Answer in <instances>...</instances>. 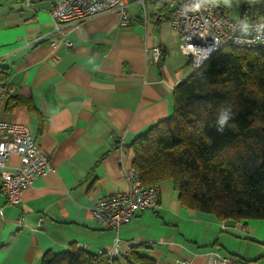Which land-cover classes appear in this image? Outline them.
Masks as SVG:
<instances>
[{"label":"crops","instance_id":"obj_1","mask_svg":"<svg viewBox=\"0 0 264 264\" xmlns=\"http://www.w3.org/2000/svg\"><path fill=\"white\" fill-rule=\"evenodd\" d=\"M30 1L34 8L25 0H0V66L8 68L7 80L0 81V120L27 124L50 167L15 205L7 203L0 177V264H40L45 251L60 252L72 242L93 252L142 243L139 253L156 264H206L212 251L264 264V220L228 225L183 207L169 180L158 185L157 207L136 211L117 231L93 218L100 197L128 189V144L171 113L172 90L193 69L169 18L145 22L134 0H128L133 16L127 26L114 11L76 25L60 22L57 35L72 48L48 43L50 10L59 0ZM223 3L227 9L240 6ZM154 46L162 51L158 63L146 58ZM15 94L29 97L44 115L40 132L27 107L5 109L7 96ZM17 161L10 155L4 169ZM116 257L113 264H125L122 255Z\"/></svg>","mask_w":264,"mask_h":264},{"label":"trees","instance_id":"obj_2","mask_svg":"<svg viewBox=\"0 0 264 264\" xmlns=\"http://www.w3.org/2000/svg\"><path fill=\"white\" fill-rule=\"evenodd\" d=\"M156 3L152 19H170L166 4L159 0L152 5ZM257 5L264 15V0H247L243 7ZM7 73L0 66V81L7 80ZM172 98L171 113L127 146L141 183L159 187L169 180L183 207L212 214L228 225L264 220V47L219 48L176 83ZM15 106L27 107L40 132L44 115L30 98L7 96L5 109ZM230 108L232 118L218 131L220 115ZM140 249L142 243L130 245L123 263L156 264ZM117 259L72 242L63 251H45L40 264H113Z\"/></svg>","mask_w":264,"mask_h":264},{"label":"built area","instance_id":"obj_3","mask_svg":"<svg viewBox=\"0 0 264 264\" xmlns=\"http://www.w3.org/2000/svg\"><path fill=\"white\" fill-rule=\"evenodd\" d=\"M153 1L159 0H134V4L140 7L145 22L158 11L148 10ZM160 1L170 10V27L192 69L199 68L215 51L226 45L264 47V15L261 5L244 8V2L238 7L239 16L232 17L221 0ZM25 3L33 6L30 0H25ZM129 4L128 0H59L50 10L54 28L48 43L53 48L59 45L72 48L73 43L70 40L57 35H61L60 22L76 25L87 17L107 11H114L118 15L119 24L127 26L133 16ZM161 54L160 46L152 47L146 55L147 62L158 63ZM4 97V91L0 92V100ZM13 154L18 157L16 166L13 169H4L6 159ZM49 167V156L39 148L27 124L0 120L1 191L7 203L18 204L24 189L30 187L37 176L44 175ZM125 178L128 182L127 190L114 191L100 197L91 210L93 218L100 225L115 231L128 222L136 211L159 205L158 187L142 184L139 175L131 166L126 168ZM41 220L39 218L37 225H40ZM79 247L84 248L83 245ZM128 250L129 248L119 250L115 247L99 253L105 252L112 258L125 256ZM206 264L243 263L232 256H223L212 251L207 256Z\"/></svg>","mask_w":264,"mask_h":264},{"label":"clouds","instance_id":"obj_4","mask_svg":"<svg viewBox=\"0 0 264 264\" xmlns=\"http://www.w3.org/2000/svg\"><path fill=\"white\" fill-rule=\"evenodd\" d=\"M232 112H231V108L229 109V112L227 114H222L220 115L219 117V120H218V124H219V127H218V131H223L224 130V127L225 125H227L228 121L232 118Z\"/></svg>","mask_w":264,"mask_h":264},{"label":"rangeland","instance_id":"obj_5","mask_svg":"<svg viewBox=\"0 0 264 264\" xmlns=\"http://www.w3.org/2000/svg\"><path fill=\"white\" fill-rule=\"evenodd\" d=\"M222 2H224L225 0H221ZM242 1L244 2V0H233V3L235 4V5H237V4H242ZM156 7H158V4L156 3L155 5H152V7L151 8H156ZM157 9V8H156ZM166 10H167V8H166ZM226 10H227V12L229 13V15L230 16H232V17H237V16H239V13H238V7H233V8H231V9H227L226 8ZM249 220H251V219H249ZM249 220H247V221H249Z\"/></svg>","mask_w":264,"mask_h":264}]
</instances>
